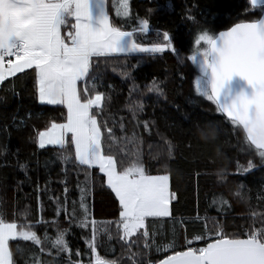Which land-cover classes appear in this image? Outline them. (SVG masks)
<instances>
[{
  "label": "snow or ice",
  "instance_id": "snow-or-ice-1",
  "mask_svg": "<svg viewBox=\"0 0 264 264\" xmlns=\"http://www.w3.org/2000/svg\"><path fill=\"white\" fill-rule=\"evenodd\" d=\"M113 9L115 22L108 11V0H0V85L30 69L34 74L35 99L41 105L66 108L65 121H51L36 133L35 142L41 149L56 147L58 159L82 169L89 184H94L90 170L97 169L102 174L101 187L109 189L118 201L117 238L129 253L131 264H264V220L260 227L250 225L241 234H229L215 220L209 228V218L205 217L203 230L191 239L186 238L183 250H175V238L166 244L155 240L149 218L155 223L157 218L171 216L169 205L175 193L170 192V173L149 174L143 162L142 138L135 134L117 138L106 120L98 122L105 94L96 90V81L101 63L127 59L133 54L155 57L165 52L176 53L177 49L168 31H157L156 40L147 44L138 39V35L151 32L147 18L137 16L138 26L132 30L125 28L131 17L130 0H115ZM247 12L253 16L238 20L227 30L197 29L187 57L199 69L194 82L196 95L211 102L215 111L226 117L230 134L236 139L235 146L246 157L244 165L236 163L238 174L264 167V0H246ZM185 13L187 20L197 22L190 10ZM147 90L158 97L164 95L156 80ZM128 107L135 118L144 105L136 101ZM143 126L148 130V122H143ZM196 127L203 138L213 140L221 130L220 122L215 121L204 127L197 123ZM162 139L163 151L150 155L153 159H172L176 145ZM162 166L167 169L166 162ZM228 175L220 169L217 181L225 183ZM242 188L243 184L238 185L233 195L246 201L247 193ZM86 191L90 192L91 187L81 189L83 213L77 225L91 228L86 253L72 251L66 240L67 229H57L54 237L45 234L42 239L28 222L26 211L14 213L22 217L17 222L6 220L0 209V264H17L14 249L23 256L36 246L49 255L55 250L66 264H84L74 258L82 255L89 257L87 264H118L117 259L98 251L112 240V231L107 227L98 229L97 221L89 220L84 203ZM220 202L223 207L230 206L222 196ZM251 215L255 217L256 213ZM17 241L31 244H10ZM194 241L204 244L195 247ZM133 246L135 252L131 251ZM153 251L164 255L137 259L148 257ZM31 264H40L34 255Z\"/></svg>",
  "mask_w": 264,
  "mask_h": 264
},
{
  "label": "trees",
  "instance_id": "trees-1",
  "mask_svg": "<svg viewBox=\"0 0 264 264\" xmlns=\"http://www.w3.org/2000/svg\"><path fill=\"white\" fill-rule=\"evenodd\" d=\"M114 3L115 0H108V11L115 22ZM130 6L131 17L126 24L130 30L138 26L137 16L149 20L151 32L147 36L138 35L141 42H153L157 31H168L177 52L155 57L133 54L127 59L101 63L96 90L105 94V102L97 119L101 123L106 120L117 138L133 134L142 138L143 162L149 174L170 173L175 199L170 217L156 219L155 223L149 220L155 240L166 244L175 238V250H183L187 246L185 239L203 230L205 217L209 218V228L215 220L229 234H241L250 225L260 227L264 220V167L246 174L236 172V163L244 165L246 157L237 150L226 117L216 112L211 102L196 95L194 82L199 69L187 59L197 29L222 31L238 20L252 17V12L246 14V0H130ZM186 9L191 11L196 23L185 18ZM31 73L32 70H26L0 85V209L4 218L19 222L22 217L14 213L26 211L28 222L42 239L45 234L54 237L57 229H67L66 240L72 251L84 254L88 251L86 240L91 236V228L77 225L83 213L81 189L91 187L90 192L84 193L89 220L95 219L98 229L107 227L112 231V240L98 251L117 259L118 264H131L129 253L117 238L118 201L109 189L101 187L102 174L97 169L90 170L94 184H89L82 169L58 159L56 147L41 149L35 142L36 133L51 121L64 122L67 110L63 105H41L35 99ZM153 80L160 82L163 96L147 90ZM136 101H142L144 107L133 118L128 106ZM145 121L148 130L143 126ZM213 121L221 124L218 138H203L196 124L204 127ZM162 137L176 145L172 159L163 156L153 159L150 155L163 151ZM165 162L167 169L162 166ZM220 169L230 173L225 183L217 181L216 173ZM240 184L244 185L241 191L247 193L246 201L233 195ZM221 196L230 206L221 205ZM252 212L256 213L255 217ZM17 243L31 244L11 242ZM203 244L204 241H194L192 246ZM44 246L47 249V244ZM131 251L135 252L136 247ZM51 252V255L47 250L41 253L36 246L20 256L14 249V259L17 264H31L34 255L40 264H66L55 250ZM162 255L153 251L150 256L137 259H157ZM74 258L84 264L89 259L87 255Z\"/></svg>",
  "mask_w": 264,
  "mask_h": 264
},
{
  "label": "rangeland",
  "instance_id": "rangeland-1",
  "mask_svg": "<svg viewBox=\"0 0 264 264\" xmlns=\"http://www.w3.org/2000/svg\"><path fill=\"white\" fill-rule=\"evenodd\" d=\"M125 28H126L127 30H130V29L127 27V25H125ZM52 106H56V105H52ZM47 147H54V146L49 145V146H46L45 148H47ZM170 192H173V190H172L171 178H170ZM173 200H174V199H173ZM173 200H171L170 205H169L170 212L172 211V201H173ZM169 217H170V216H169ZM163 218H167V217H163ZM157 219H162V218H157ZM149 220H151V218H149ZM10 244H11V242H10Z\"/></svg>",
  "mask_w": 264,
  "mask_h": 264
},
{
  "label": "water",
  "instance_id": "water-1",
  "mask_svg": "<svg viewBox=\"0 0 264 264\" xmlns=\"http://www.w3.org/2000/svg\"><path fill=\"white\" fill-rule=\"evenodd\" d=\"M225 30H227V29H225ZM222 31H224V30H222Z\"/></svg>",
  "mask_w": 264,
  "mask_h": 264
}]
</instances>
